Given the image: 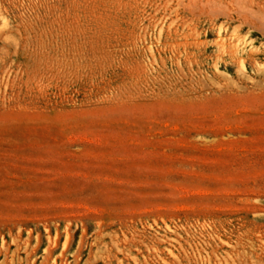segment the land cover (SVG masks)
I'll use <instances>...</instances> for the list:
<instances>
[{"label":"rangeland","instance_id":"obj_1","mask_svg":"<svg viewBox=\"0 0 264 264\" xmlns=\"http://www.w3.org/2000/svg\"><path fill=\"white\" fill-rule=\"evenodd\" d=\"M0 264H264V0H0Z\"/></svg>","mask_w":264,"mask_h":264}]
</instances>
